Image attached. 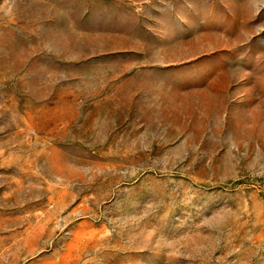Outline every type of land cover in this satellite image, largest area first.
I'll list each match as a JSON object with an SVG mask.
<instances>
[{
  "label": "rangeland",
  "instance_id": "rangeland-1",
  "mask_svg": "<svg viewBox=\"0 0 264 264\" xmlns=\"http://www.w3.org/2000/svg\"><path fill=\"white\" fill-rule=\"evenodd\" d=\"M0 264H264V0H0Z\"/></svg>",
  "mask_w": 264,
  "mask_h": 264
}]
</instances>
